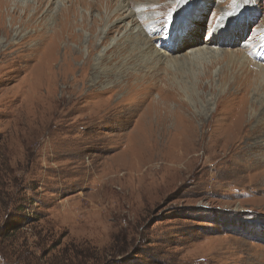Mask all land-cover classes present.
Segmentation results:
<instances>
[{
  "label": "rangeland",
  "instance_id": "obj_1",
  "mask_svg": "<svg viewBox=\"0 0 264 264\" xmlns=\"http://www.w3.org/2000/svg\"><path fill=\"white\" fill-rule=\"evenodd\" d=\"M108 1L0 0V264H264V0Z\"/></svg>",
  "mask_w": 264,
  "mask_h": 264
},
{
  "label": "bare ground",
  "instance_id": "obj_2",
  "mask_svg": "<svg viewBox=\"0 0 264 264\" xmlns=\"http://www.w3.org/2000/svg\"><path fill=\"white\" fill-rule=\"evenodd\" d=\"M126 0H122L121 1V3H119V5L121 6V8L122 9H126V10H128V8H127V6L128 5H131L132 3H133V0H130V2L128 3V5H127V3L125 2ZM160 3H161V1H159ZM159 3V4H160ZM108 8H110V9H112L113 8V6H114V4H113V0H110V1H108ZM153 6V5H152ZM159 7V6H158ZM114 16H116L118 19L120 18V17H122L123 16V13L122 12H120V11H117V12H115V14L113 15V17ZM127 17H131L132 18V21L135 23V20L136 21H139L140 20V22L142 23V27H143V29H144V31L145 32H148V34H154L158 29H159V24H157L156 26H154V28H149V26H148V24L144 21V18L142 19V17L141 16H139V17H136V18H134V15H132V13L130 14V15H128ZM141 17V18H140ZM121 20V19H120ZM130 23V22H129ZM112 28V27H111ZM110 28V29H111ZM113 31V30H112ZM222 30H217V33H219V32H221ZM111 32V31H110ZM175 33H178V31H176ZM143 34H144V32H143V30H141V29H137V26H135V27H133V28H131L130 30H129V33L128 34H126L127 35V37H129V38H131V39H133L135 42H141L142 43V45H143V49L144 50H142V53L140 54V57H142V58H144V57H150V55H152V58L154 57V58H156V59H163V58H165V59H168L170 56H165V54H163V53H161L160 51H158V49H155V48H152L151 46V44H149V42H150V40H149V38L147 37V35L145 34V36L146 37H144L143 36ZM178 35V34H177ZM147 45H149V47H147V48H145V46H147ZM151 45V46H150ZM215 53H216V51H214ZM210 52L209 51H206V50H197L196 52H194L193 53V55L191 54V56H192V59H194L195 57V55H200V56H202V57H198V59H204V58H206V55L207 54H209ZM190 54V53H189ZM189 56V55H188ZM208 56V55H207ZM204 57V58H203ZM186 58V57H185ZM100 59H101V57H100ZM152 60V59H151ZM155 60V59H154ZM191 60V59H190ZM145 61V60H144ZM179 61V60H178ZM141 62V61H140ZM186 62H187V60H186ZM171 63V64H170ZM177 62H175V60H171V59H169V60H167V64H169V66H171L172 64H176ZM185 63V62H184ZM196 63V62H195ZM158 64V63H157ZM188 64V63H187ZM185 65V64H184ZM183 65V66H184ZM198 65V64H197ZM181 66V65H180ZM190 66H191V64H190ZM182 69V68H181ZM120 71V70H119ZM131 72V71H130ZM152 124V123H151ZM156 124H159L158 123V121L156 122ZM230 128V130H231V127H229ZM156 129H158L159 130V128H156ZM229 129H227V128H225L224 129V131H223V135H225V137L227 138V140L228 139H230L231 138V136H230V131ZM140 132V131H139ZM154 134H166V131L165 132H162V131H160V132H157V130L154 132ZM216 147V146H215Z\"/></svg>",
  "mask_w": 264,
  "mask_h": 264
},
{
  "label": "snow or ice",
  "instance_id": "obj_3",
  "mask_svg": "<svg viewBox=\"0 0 264 264\" xmlns=\"http://www.w3.org/2000/svg\"><path fill=\"white\" fill-rule=\"evenodd\" d=\"M183 3L187 6L184 9L186 16H194L197 10L199 0H183ZM173 11L175 12L176 10L173 9ZM175 21L176 19L174 20L172 15L169 14V22L173 24V27H174ZM181 28H183V24L181 25Z\"/></svg>",
  "mask_w": 264,
  "mask_h": 264
},
{
  "label": "trees",
  "instance_id": "obj_4",
  "mask_svg": "<svg viewBox=\"0 0 264 264\" xmlns=\"http://www.w3.org/2000/svg\"><path fill=\"white\" fill-rule=\"evenodd\" d=\"M78 253V252H77ZM82 256L83 254L80 252L79 254H78V256ZM96 259L98 260L99 258L98 257H96ZM37 264V263H36Z\"/></svg>",
  "mask_w": 264,
  "mask_h": 264
}]
</instances>
